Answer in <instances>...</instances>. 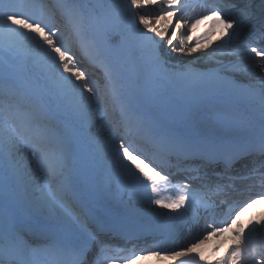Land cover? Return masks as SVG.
Returning <instances> with one entry per match:
<instances>
[{"label": "snow or ice", "instance_id": "snow-or-ice-1", "mask_svg": "<svg viewBox=\"0 0 264 264\" xmlns=\"http://www.w3.org/2000/svg\"><path fill=\"white\" fill-rule=\"evenodd\" d=\"M208 16L218 42L174 43ZM255 200L264 0H0V264H264V215L240 223Z\"/></svg>", "mask_w": 264, "mask_h": 264}, {"label": "bare ground", "instance_id": "bare-ground-1", "mask_svg": "<svg viewBox=\"0 0 264 264\" xmlns=\"http://www.w3.org/2000/svg\"><path fill=\"white\" fill-rule=\"evenodd\" d=\"M196 12L193 10L191 12H188L186 15L187 16H191L194 17L196 13H198L200 11L199 8L195 9ZM212 17L208 16L205 19H201L199 23H197L195 25V27H192L191 24H186L183 21L181 22V27H182V32L183 34H178L176 39L174 40V43L179 45L181 43V41H183L184 43H189L190 41L187 39V36L190 35L192 37V41L194 42L195 39L197 37H200L202 35H204L205 33H207L210 29L212 30V35L210 37H208V39H206L205 41L209 42V43H213V42H218V37H220V30L218 26L213 25L212 23ZM153 24V27H160L163 25L164 22L161 23H156L155 21H151ZM195 45V44H194ZM175 55H182V54H175ZM184 60H190L192 59V57H187L184 56L183 57ZM203 63V62H201ZM260 216H255L253 221L259 219ZM235 227L231 228V230H229V242L227 241H220V242H212L215 243V246L211 248V254H216L218 253L217 250L219 249V245L220 243H224V245H232L235 243V240L232 238L233 236V230ZM216 239H222L219 235H215L214 236ZM152 241H148V243H144L143 241L137 242L134 247L132 249H138V248H143V247H147L151 244ZM208 249H204V250H200V251H196L199 253V255H203L205 256L206 259H208L210 257V255H208L207 252ZM139 252H137V259L132 261V264H139L140 260H144V258H147V260L150 261V264H176V259L174 257H171L169 255H167L166 253H160V255H151V256H142L139 257V255H141ZM123 255V254H122ZM220 257V255H219ZM216 259H218V257L214 256V259L212 261H215Z\"/></svg>", "mask_w": 264, "mask_h": 264}, {"label": "rangeland", "instance_id": "rangeland-1", "mask_svg": "<svg viewBox=\"0 0 264 264\" xmlns=\"http://www.w3.org/2000/svg\"><path fill=\"white\" fill-rule=\"evenodd\" d=\"M74 50H75V48H74ZM100 80H101V83H102L103 82V76L100 77ZM168 195H169L168 192H161V196L162 197H166ZM139 264H150V262H146V263L139 262Z\"/></svg>", "mask_w": 264, "mask_h": 264}]
</instances>
